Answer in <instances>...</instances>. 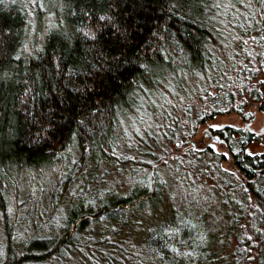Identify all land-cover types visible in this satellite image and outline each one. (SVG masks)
Wrapping results in <instances>:
<instances>
[{"label":"trees","instance_id":"obj_1","mask_svg":"<svg viewBox=\"0 0 264 264\" xmlns=\"http://www.w3.org/2000/svg\"><path fill=\"white\" fill-rule=\"evenodd\" d=\"M231 3L234 0H0V203L16 174H41L57 166L61 173L50 202L53 209L68 204L61 234L35 233L22 251L9 236L0 264L48 260L75 239L82 240L93 225L124 222L127 207L158 197L155 174L143 175L126 196L116 198L90 184L106 158L136 164L120 157L123 112L135 98L146 99L149 109L156 106L149 94L166 87L169 78L189 75L222 94L205 118L228 109L241 112L248 102L264 113V75L259 78L258 65L252 67L256 62L247 61L235 71L246 58L236 51L235 59L232 53L235 47L243 49L249 30L237 19L241 32L235 34L224 17ZM263 5L264 0H257L251 11L249 4L239 7L248 21H255L256 12L261 27ZM31 16L52 25L42 45L25 54ZM258 46L254 61L264 70L261 37ZM237 132L234 136L227 130L228 155L205 149L211 160L229 158L242 175L218 163L216 184L225 191L234 186L243 202L239 205L235 199L227 229L236 241L232 258L211 251L213 234L200 215L178 209L175 217L150 230V256L140 264H264V150L248 151L254 134L248 129ZM99 189L104 202L77 201ZM219 190L227 200L231 191ZM5 221L11 235L13 228ZM252 248L257 249L255 260L247 257Z\"/></svg>","mask_w":264,"mask_h":264},{"label":"rangeland","instance_id":"obj_2","mask_svg":"<svg viewBox=\"0 0 264 264\" xmlns=\"http://www.w3.org/2000/svg\"><path fill=\"white\" fill-rule=\"evenodd\" d=\"M256 1L234 0V3L224 10V17L228 23L233 24L235 34L241 32L235 23L237 19L245 21L249 30L245 35L247 43L243 49L235 47L232 53L231 57L235 59H239L236 57V51H239L240 57L246 58V61L241 60L236 65L235 71L241 68V65H247V61H251V64L256 62L252 67L257 69L258 65L260 78L264 75V70L254 59L259 57L258 45L260 37H264V26H258L262 21L257 18L256 12L255 26L253 19L248 21L247 13L239 7L242 3L249 4L251 11L255 9ZM260 8L264 11V7ZM51 25L46 20L39 23L36 18H31L23 53L29 54L42 45L45 33ZM167 82V88L162 87L159 92L157 89L149 94V101L154 102L156 106L149 109L146 99L135 98L132 101L133 106L123 112L120 157L125 156V161L133 160L136 164L123 165L106 158L97 165V175L90 184L104 189V194L111 192L109 195L116 198L117 195L126 196L132 185L143 175L151 177V174H155L158 176V197L151 198L141 205L127 207L124 222L93 225L82 240L75 239V242L61 248L58 254L48 260L28 259L21 264H140L141 261L145 262L144 259L150 252L147 246L150 230L175 217L173 211L178 209H188L200 215L213 234L211 240L214 247L211 251H218L217 256L222 259L224 256L225 260L232 258L236 241L232 236H228L227 229L233 217L231 212L235 199L239 205L243 202L232 185L226 189L227 192L231 191L226 200V197L218 192L220 188L216 179L219 178L217 172H220V167L227 168L226 170L237 173L238 176L242 175L227 166L226 161L220 163L217 159L211 160L206 154V148H222L210 141L206 128L212 124L229 123L242 129L246 123L252 121L251 129L259 132L261 138L251 142L247 147L248 151H263L264 135L261 134V129L264 127V113L255 102H248L241 112L228 109L205 118L211 107L216 109L215 102L218 103L222 95L216 88L209 87L198 78L181 74L169 78ZM239 97L237 94V100ZM213 153L219 155L218 152ZM60 173L61 168L50 166L41 174H16L13 183L7 186V198L0 203V261L5 258L10 243L9 236L14 240L13 247L22 251L25 243L35 233L39 236L62 233L65 226L64 209L68 204L58 205L53 209L54 206L50 202L52 189L57 187ZM223 191L226 192L221 190ZM104 194L101 189L86 192L81 197L78 196L77 201L90 200L100 204L105 200ZM6 218L13 228L11 235L7 232ZM256 253L257 249H250L248 259L255 260ZM249 264L256 262L250 261Z\"/></svg>","mask_w":264,"mask_h":264},{"label":"flooded vegetation","instance_id":"obj_3","mask_svg":"<svg viewBox=\"0 0 264 264\" xmlns=\"http://www.w3.org/2000/svg\"><path fill=\"white\" fill-rule=\"evenodd\" d=\"M252 121L246 123L242 128V129H248L250 132H252L255 136V140H258L260 135L259 132H256L254 131L253 129H251V125H252ZM213 126H219V127H213ZM230 130L231 133L234 135V136H238V132L240 130L239 127L233 125V124H229V123H226V124H222V125H215V124H212L210 125L209 127L206 128L207 132H206V135L208 136V138L210 139V141L218 144L219 146H221V150H217V149H213L215 152H218V154H229V150H228V143H227V140L225 137H227V130ZM261 134L264 135V127L263 129H261ZM254 141V140H253ZM195 144V142H193ZM223 161H226L227 163V166H231V168L235 171L238 172V170H236V168H234L233 166V163L229 160V158H227L226 160H223ZM240 173V172H239Z\"/></svg>","mask_w":264,"mask_h":264},{"label":"snow or ice","instance_id":"obj_4","mask_svg":"<svg viewBox=\"0 0 264 264\" xmlns=\"http://www.w3.org/2000/svg\"><path fill=\"white\" fill-rule=\"evenodd\" d=\"M101 19H103V17ZM261 39H264V37H261ZM245 43H247V41H245ZM213 127H219V126H213Z\"/></svg>","mask_w":264,"mask_h":264},{"label":"bare ground","instance_id":"obj_5","mask_svg":"<svg viewBox=\"0 0 264 264\" xmlns=\"http://www.w3.org/2000/svg\"><path fill=\"white\" fill-rule=\"evenodd\" d=\"M31 18H34V17H33V16H31V17H30V19H31ZM34 19H35V18H34ZM29 27H30V26H29ZM28 30H29V28H28ZM28 30H27V33H28Z\"/></svg>","mask_w":264,"mask_h":264}]
</instances>
